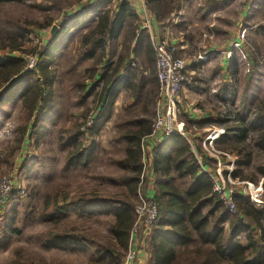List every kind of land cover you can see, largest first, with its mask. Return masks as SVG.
Segmentation results:
<instances>
[{"label": "rangeland", "instance_id": "1", "mask_svg": "<svg viewBox=\"0 0 264 264\" xmlns=\"http://www.w3.org/2000/svg\"><path fill=\"white\" fill-rule=\"evenodd\" d=\"M167 1H170L172 12H174L175 5L177 6L182 0ZM186 1L183 2L187 7L185 15L179 18L178 22L191 46L188 47L186 56L182 54L178 56L186 63L188 62L187 71L192 78V84L186 88L188 100H182L178 108L181 117L191 122L188 123V135L190 139L198 143L203 130L209 127L226 129V126H239L229 134L225 131L222 135L224 137L221 136L216 144L220 150L232 154L235 158L233 169L236 170L239 180H248L254 184L260 180L263 182L264 178L259 173V167L264 165V38L254 37L253 34L248 35L251 23L245 22L242 17L239 21L241 26L246 28L247 36L244 54L234 52L230 57L225 58L222 53L208 56L202 53V50H206V43L215 35L219 39H224L225 36L226 40H230L231 36L238 31L233 27L232 20L236 12L245 10V14L248 15L249 12L254 13L255 8L251 0H237V4H229L224 8L222 16L213 17L214 19L208 23L199 20L198 12L196 15L195 8L199 9L198 6L191 7V2L188 6V0ZM256 2L260 4L255 13L257 19H254L259 22V28L264 26V0H255ZM37 4L40 3L32 1L24 4L7 3L0 6L1 40L10 29L14 30L15 25L11 23L27 24L30 30L28 39L25 38L21 49L0 48V57L18 56L23 60L26 54L37 55L34 52L35 47L38 51L41 50L39 46L43 43L38 33L44 29L48 30L49 27L41 28L40 25L50 18H56L61 12L62 3L60 0H50L49 7ZM168 17L173 20L176 14L173 13ZM217 19L225 23L218 26ZM215 28H222L225 34H217L219 32L216 33ZM17 39L22 40V38ZM79 54V50L75 53L69 52L65 56L64 54L56 55L55 52L57 59L51 66L55 77L53 96L48 105L50 109L46 113L44 125L34 133L20 140L18 127L25 119L21 99L17 98L10 103L0 104V158L2 155L12 153L10 159L12 167L8 169L5 165L0 166V180L2 176L10 175L15 192H20L17 198L10 196L6 202L0 198V264H102L97 260L96 255L99 256L105 246L113 244L109 235L111 216L96 214V207L88 210V212H94L88 216H78L71 211L70 216L67 214L66 218H59L53 222L39 221L35 214V211L42 210L52 212L53 200H58L65 193L71 198L89 196L95 199L97 196L110 195L112 192L115 198L122 196L123 190L118 187L120 184H116L117 186L115 183L111 184L102 173L101 176L97 175L100 171L96 161L93 162L90 171L96 175L88 179L89 171L64 169L67 152H70L69 150H72L75 145L86 142L84 134H81L73 142V148L69 149L70 146L67 145L74 140L72 139L75 137L74 133L80 126V130L84 133L88 127L103 119L99 115L91 125L86 126L88 116L96 112L105 94L103 82H96L100 75L105 73L107 65L103 62L99 63L97 58L100 56L93 55L77 67L78 64L73 63L79 62L75 59L81 58ZM153 55L155 76L154 50ZM220 58L226 60L225 65L220 64ZM95 65L93 72L98 77L92 79L90 75ZM36 70L35 67L33 71L36 72ZM80 70L83 71L80 72ZM73 79L76 81L74 82ZM80 82L84 86L81 87ZM18 86L12 88L7 96L16 95L20 88ZM185 109L188 111H184ZM104 115L106 117V109ZM195 115L200 118L193 119ZM106 121L102 123V128ZM198 121L201 122L193 124ZM198 125H201V128H197ZM241 130H244V136L240 133ZM68 139H71L69 143H67ZM200 148L199 153L204 152L202 146ZM210 161V167L214 169L215 162ZM103 165L104 163L100 162L102 172L106 170ZM108 171L112 174L110 176L119 177L116 168H110ZM19 187L21 188L18 189ZM22 189L25 190L23 194L20 191ZM30 192H33L32 200L29 198ZM134 200L136 199L132 201ZM33 208L35 211L32 219ZM66 230L70 234H79L83 237L78 250L48 246L47 239L50 233ZM240 238L244 242L243 237Z\"/></svg>", "mask_w": 264, "mask_h": 264}, {"label": "trees", "instance_id": "2", "mask_svg": "<svg viewBox=\"0 0 264 264\" xmlns=\"http://www.w3.org/2000/svg\"><path fill=\"white\" fill-rule=\"evenodd\" d=\"M32 1L40 3L37 5L47 7L50 0H0V6L7 3L24 4ZM146 4L158 21L167 18L173 9L170 6V1L167 0H146ZM100 5L102 3H98L97 7ZM120 7L121 9L115 14L114 19L110 18L109 10L99 14L95 26L90 27L87 32L81 35L82 43L91 44L93 49L101 48L100 52H102L106 40H111L120 33L124 18H128L129 26H131L135 19L134 12H132L126 1L120 2ZM90 13L92 12L79 10L62 15L55 36L48 38L45 44L39 46L41 50L38 51L37 47L34 48V52L37 53L39 58L36 72L25 69L24 58L22 60L18 56L0 57V104L10 103L17 98L21 99L25 119L18 127L20 140L34 133L46 121V113L50 109L48 105L53 96L55 75L54 71L51 70V66L55 64L57 59L55 52L58 55L56 40L60 36H72L73 33H78L89 27L93 21L92 16L88 18ZM53 20L54 18L48 19L40 27L51 28ZM11 24L15 25V28L13 27L14 30L10 29L5 37L2 40L0 39V48L8 47L10 50H18L21 49L24 41L28 39L30 30L27 28V24ZM17 38H22V40ZM93 55L84 54L83 57L87 59ZM83 57L79 59H83ZM147 57L149 58V55ZM106 68L105 73L101 74L96 82H103L104 85V93L107 96L106 117L88 127L85 132L90 135H93L110 115L116 95L115 86L111 87L109 84L115 70L107 74L110 68L109 66H106ZM95 77V72L91 73L90 78L94 79ZM80 85L81 87L84 86L83 83ZM148 85L149 88L145 92V97L148 98L151 95L155 103L156 93L154 95V81L152 78ZM17 86L20 88L16 95L10 94L11 96H7L8 93H11V89ZM154 116L155 111L148 112V118L135 120L133 124L139 129L134 134L128 135L132 146L137 148V156L131 162V170L134 175L130 178V183L126 182V190L136 200L129 201L126 200V197L122 199L114 197L107 202L108 210L106 214L111 215L109 235L113 244L112 246H105V249L99 254L101 256L99 260L107 258L108 264H121L128 246V236L134 220L133 209L137 202L136 190L142 169L140 143L141 139L150 132ZM200 122H193V124H199ZM188 123L191 122L188 120ZM80 127L75 134L77 136L83 133L79 131ZM197 128H201V125H198ZM237 128L239 126H226V134ZM243 132L244 130H241L240 133L244 136ZM165 136L168 138L176 136L172 141L178 140L180 145L166 156L154 153L151 162L152 169L154 168L156 174L154 181L156 193L152 198L158 204V215L148 243V251L153 264H264V204L256 206L250 202L247 195H238L234 197L236 213H230L223 206L218 195L212 191L211 179L202 170L189 142L187 143L183 136L176 133ZM70 140L68 139L67 143ZM72 143L73 141L67 146L73 148ZM75 151L76 148H73L68 154L67 161L70 165ZM197 151L199 152V147H197ZM130 152L132 156L136 155L135 150H130ZM77 153H79L78 150ZM11 156L12 153L2 155L0 159L4 160H0V166L5 165L8 169H11ZM205 163L210 165L211 162L203 155V164ZM259 173L264 178V165L259 167ZM232 176L237 178L236 170L232 172ZM19 193L13 190L9 197L17 198ZM32 194L33 192L29 194L30 200L33 199ZM123 194L127 195V192L122 191ZM66 197L67 193L63 195V198ZM262 199L264 200V193ZM53 201L52 212L48 213L47 210L36 212L33 208L31 210L32 219L34 211L39 221L53 222L59 218L63 219L67 217L71 209H81L78 207H81L80 205L84 202L83 199H79L76 203L70 201L67 204L59 205L57 199ZM241 236L244 242L241 241ZM81 239L83 237L79 234H70L66 230L50 233L47 244L49 247L54 248L78 250Z\"/></svg>", "mask_w": 264, "mask_h": 264}, {"label": "crops", "instance_id": "3", "mask_svg": "<svg viewBox=\"0 0 264 264\" xmlns=\"http://www.w3.org/2000/svg\"><path fill=\"white\" fill-rule=\"evenodd\" d=\"M60 1L62 3V8L60 9L61 12L59 15L56 16V18H54L52 23V25H57L58 29V24L61 21L62 15L70 14L79 10H87L89 12H92L88 15V18H91L92 16L93 21L91 25L85 28L83 31L73 33L72 36L63 35L58 37V39L56 40L57 54H64L65 56L67 53L69 54V52L75 53L79 50L80 57H83L84 54H94V56L101 55L100 58H97V60L109 66L110 71L108 73H112V71L115 70V74L110 79L109 84L111 87L115 86L114 89L116 91L110 115L107 117V121L105 122L104 127L98 128L93 135H90L88 132L82 133L86 138V142H84L85 144H77L74 146V148H76V151L73 152L74 158L72 160L71 165L68 164L67 161V157L69 154V152H67L66 157L64 159V169L74 168V171H89L87 176L88 179L93 177V175H96L94 172H90L93 167V162L96 161L97 165L99 166L98 169L100 171L97 175H100L102 173L103 177L111 184H120V186L118 187H120V189H122L123 191L127 192V195L123 194L122 196L126 197V200H133V196L130 195L128 193L129 191L126 190V182L130 183V178H132L134 175L133 171L131 170V162L137 156V148L132 146V144L130 143V137H128V135L134 134L139 129L136 125L133 124L135 120L148 118V112L155 111V103L153 97L151 98V95L148 96V98L145 97V92L149 88L148 82L151 78L154 81V95L157 92V84L154 76V55L151 40L154 38L165 37L170 41L172 45L176 47L175 54L177 56L178 54L186 56V53H188L189 51L188 47H190L191 44H189V39L186 36V38L184 37L182 29L180 27V22H178V20L179 18H183L185 15V10L187 9V7L183 4V2L187 1L182 0L177 6L175 5L174 9L176 10L174 12H172V10L171 14H169V16L173 15V13L174 15L176 14L175 19L172 20L168 17L166 18V20L163 21L156 20L152 11L144 3L145 0ZM122 1H126L129 4L132 12H134L135 19L132 25L129 26L128 18H124V24L120 33L114 36V38H111V40H106L105 44L103 45L104 50L102 52H100L101 48L93 49V46L91 44H83L81 41V35L87 32L90 27L95 26L98 15L105 10H109L110 18L114 19L115 14H117L121 9L120 2ZM190 2L191 7L193 6L195 8V5L199 7V9L195 8L196 15L199 13V20L206 21L208 23L212 19H214L213 17H219L220 15L222 16V13H224V8L227 5H234L235 3H238L237 0H188V6ZM98 3H102V5L97 7ZM251 3L255 8L254 13L249 12L247 15L245 14V10H243V12L238 11V13L236 12V16L232 18L234 22L233 27L235 28V30L238 29V31H236V33L231 36V39L226 40L225 36L224 39H219L218 36L215 35V37H213L206 43V50H202V53H204L206 56L214 53L224 54L225 51L230 49L232 41L236 40L241 29L244 28L246 30L245 27L241 26L239 21L242 17H244L243 20L245 22L248 21V23H251L249 24L250 29L248 35L253 34L254 37H258L260 39L264 38V26L258 28L259 22L256 21L257 18L255 15L256 11H258V4L260 3H255V0H251ZM217 22L218 26L225 23V21H221V19H217ZM215 29L217 30L216 33L219 32L217 34H225V30L223 31L222 28ZM235 30L233 32H235ZM38 34L43 44H45L48 38H52L50 34V27L48 30L44 29L39 31ZM245 37L247 38V36ZM71 55L75 56V54ZM147 55H149V58L147 57ZM75 59L79 60V62L75 61L73 63L74 65L78 64L77 67H79L80 64L84 62V60H87L84 58L79 59V57ZM221 60L222 59L220 58V64L222 66L225 65L226 60ZM80 68L82 69V66ZM95 68L96 65L93 68L92 73ZM81 71L83 70H80V72ZM81 76H83V74ZM84 78L86 80L85 76ZM73 80L74 82L76 81V79ZM184 99L188 100V89H185L182 91V93H180L179 104ZM184 111L188 110L185 109ZM179 118L185 123V127H187L186 130L188 133L187 120L181 117L180 113ZM192 118L199 119L200 116L195 115ZM75 134L76 133H74V135ZM78 136L75 135V137L72 139L77 140ZM174 137L176 138V136H171L170 138H168L167 136H163L153 142H148V149L151 152V162L154 153H157L161 156H166L169 152H171L173 149L177 148L180 145V141H172ZM184 138L186 139L187 143L189 142L191 149L199 163L203 162L202 154L208 159L214 161L213 158L205 155V151L201 153L197 151V147H199V150L201 149V140H199L198 143H195L193 139H190L188 141V138ZM215 146L218 148L216 143ZM70 148L71 147H69V149ZM77 150L79 151V153H77ZM130 150H135L136 155L132 156ZM100 162L104 163L103 167L104 169H106L104 172L100 170ZM204 166L205 168H211L210 165L206 163L204 164ZM152 167L153 165L151 164L150 175L144 183V190L149 196H153L156 193L154 187L156 174L154 168L152 169ZM110 168L117 169L119 173V177L117 176L118 178L110 176L112 175L108 171ZM112 193L110 195L102 194L101 196H97L95 199H91L92 197L89 196L71 198L68 195L66 198H63L64 194H62V196H60L61 198H59L57 201L59 205H64L70 201L76 203L79 199L84 200V202H82V204L80 205L81 207H78L81 209H71L68 212V216H70L71 211H73V214H76L78 216H88L94 213L88 212V210L94 207L97 208L96 214L105 215L108 210L107 202L110 199L114 198L112 196ZM122 196L120 197L121 199L123 198ZM149 239L150 235L147 238H138L136 242L138 258L133 264H153V261L151 260V256L148 251ZM96 257L98 258V261L108 264L107 258H105V260H99V257L101 256L96 255Z\"/></svg>", "mask_w": 264, "mask_h": 264}, {"label": "built area", "instance_id": "4", "mask_svg": "<svg viewBox=\"0 0 264 264\" xmlns=\"http://www.w3.org/2000/svg\"><path fill=\"white\" fill-rule=\"evenodd\" d=\"M146 4V0L144 1ZM147 5V4H146ZM246 30L243 28L239 32L236 40H233L230 49L224 52L228 58L234 52L245 53ZM155 54V76L157 80V96L155 99V117L150 126V132L141 140V174L137 186V203L134 206V220L128 236V246L122 257L121 264H133L138 258L136 242L138 238H147L151 235L154 222L158 215V204L146 194L144 183L151 172V152L148 149V142H153L161 137L176 133L190 140L183 120L179 118L178 104L180 93L192 84V78L188 74V64L175 54L176 47L170 41L163 38H154L151 40ZM25 69L34 70L38 64L36 54L24 55ZM200 58V57H198ZM107 107V96L101 99L99 108L91 113L86 120V126H89L100 115L105 118V108ZM223 127H209L200 135L202 148L205 155L214 159L215 168H205L203 162L200 163L202 170L210 177L212 182V191L216 193L223 206L230 212L236 213V204L234 197L238 195H247L249 200L256 206L263 205L262 199L264 189L262 180L254 184L248 180H239L232 176L235 166V158L232 154L224 152L215 146L216 141L223 135ZM19 187L18 189H20ZM15 190L11 176L4 175L0 180V198L5 201L10 193ZM21 194L25 192L20 190Z\"/></svg>", "mask_w": 264, "mask_h": 264}, {"label": "water", "instance_id": "5", "mask_svg": "<svg viewBox=\"0 0 264 264\" xmlns=\"http://www.w3.org/2000/svg\"><path fill=\"white\" fill-rule=\"evenodd\" d=\"M57 30H58L57 25L54 24V25L51 26V28H50V34H51V37L52 38L55 36Z\"/></svg>", "mask_w": 264, "mask_h": 264}]
</instances>
